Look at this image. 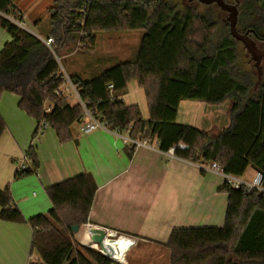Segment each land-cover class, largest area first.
Returning a JSON list of instances; mask_svg holds the SVG:
<instances>
[{
    "label": "trees",
    "instance_id": "16d2710c",
    "mask_svg": "<svg viewBox=\"0 0 264 264\" xmlns=\"http://www.w3.org/2000/svg\"><path fill=\"white\" fill-rule=\"evenodd\" d=\"M225 1L238 2L239 32H249L258 45H264V0ZM83 3L55 0L52 4L51 29L45 39H54L52 49L58 58L73 40L82 51L91 52L99 33L144 32L134 60L90 79L67 74L101 124L135 140H157L162 152L191 163L217 164L227 175L241 178L253 168L264 176V74L255 88L258 77L242 71L236 51L239 42L230 35L227 22L217 25L210 14L199 15L190 2L94 0L81 23ZM8 18L25 23L12 0H0V28L11 37L0 51V100L4 93L19 97V108L38 123L34 140H41L40 128L46 124L61 143L69 142L72 126L85 124L86 118L81 105L70 104L60 93L67 82L64 66L37 35ZM131 82L144 90L148 120L137 105H126L122 99ZM186 100L212 105L231 100L230 125L211 136L178 124L179 106ZM5 129L0 114V139ZM27 154L32 167L18 171L16 178L40 168L33 146ZM96 191L91 174L67 179L46 189L52 203L48 214L25 220L10 189L0 190V219L31 226V253L41 264H114L99 251L77 247L75 242L73 227L89 223ZM221 192L228 195L223 226L173 230L164 245L170 254L168 264H264V193L227 184Z\"/></svg>",
    "mask_w": 264,
    "mask_h": 264
},
{
    "label": "crops",
    "instance_id": "0c3cea01",
    "mask_svg": "<svg viewBox=\"0 0 264 264\" xmlns=\"http://www.w3.org/2000/svg\"><path fill=\"white\" fill-rule=\"evenodd\" d=\"M35 35L45 38L42 34ZM7 42L9 34L0 28V51ZM69 74L83 79L91 77L75 71ZM65 98L72 105L79 104L73 91ZM122 99L126 105H137L142 117L149 119L144 90L136 82L128 85ZM203 104L207 103L182 101L177 123L193 119L199 108L205 109ZM0 114L6 125L0 139V190L10 189L15 206L28 220L52 209L46 193L48 187L80 174H91L97 191L87 225L115 231L122 244L131 245L123 262L114 264H128L127 257L134 250L143 253L139 264H168L170 254L164 245L173 230L222 227L225 222L228 195L221 192L225 180L220 173L207 169L209 164L200 166L164 153L154 139H148L150 148L132 146L129 135L105 127L85 135L81 125L75 124L78 126L70 129L72 139L66 143H61L55 130L49 128L36 141L33 136L37 121L19 108V97L11 93L2 95ZM216 133L219 132L214 129L213 134ZM31 146L40 168L30 176L16 178ZM29 166L32 167L31 161ZM255 174L253 168H248L241 179L252 181ZM77 235L75 239L82 245L84 240ZM32 240L33 229L28 223L0 219V264H29ZM120 242H107L99 250L119 259L125 250Z\"/></svg>",
    "mask_w": 264,
    "mask_h": 264
},
{
    "label": "rangeland",
    "instance_id": "374dc122",
    "mask_svg": "<svg viewBox=\"0 0 264 264\" xmlns=\"http://www.w3.org/2000/svg\"><path fill=\"white\" fill-rule=\"evenodd\" d=\"M12 1L25 15L26 28L34 34H42V36L44 35V37H46L47 33L51 29V7L52 4H54L55 0ZM173 1L175 3L190 2L197 10L199 15H207L208 13L211 15L212 20H214L217 25L221 24L222 22L226 23L227 14L219 9L216 5L206 6L193 0ZM143 35V31L99 33L97 36L96 47L91 52L82 51L80 47H77L78 43L75 40L70 41V43H68V46L60 54L61 64H63L64 66H61L62 69L64 68L63 72L65 75H67L70 72L75 71L77 74L83 76L90 75V78H92L93 76H95V74H98L105 69H109L116 64L134 60ZM10 40L11 39L9 36V41ZM258 46L261 49L264 48V45L259 44ZM236 51L239 56V63L241 64L242 71L250 72L253 75L254 79H257V70L254 67V63L251 61V57L241 43L237 45ZM262 70L264 74V61L262 63ZM61 89L65 90L63 95H69L70 91H72L71 88L66 85L62 86ZM66 89H68L69 94ZM142 106L143 109L146 108V105ZM203 107L205 109L202 108L203 110L201 111V108H199V111L197 112V114H195L193 119L190 118L189 120H185V124L181 125L191 126L201 131H203V129H206L210 131L209 133L207 132L208 134L217 136V133V135L213 134L214 129L220 133L230 124L232 101L229 100L219 105L203 104ZM77 126L78 125H75V127ZM36 141H39V139H36ZM86 225L87 224L82 225L79 232L84 231ZM75 242L77 243L76 239ZM126 245L129 250H131V245L129 243ZM76 246L81 247L83 245L77 243ZM88 247L90 249H93L90 246ZM142 255V252L139 254V251L134 250V252L127 257L129 260L128 264H139L138 261L139 259H142Z\"/></svg>",
    "mask_w": 264,
    "mask_h": 264
},
{
    "label": "built area",
    "instance_id": "2783aa9c",
    "mask_svg": "<svg viewBox=\"0 0 264 264\" xmlns=\"http://www.w3.org/2000/svg\"><path fill=\"white\" fill-rule=\"evenodd\" d=\"M133 2H136V3H141L143 2V0H131ZM94 2V0H84V3H83V7H82V20H81V23L84 21V19L86 18L87 14H88V11L92 5V3ZM9 20H11L13 23H15L16 25H18L19 27H21L22 29H25V30H28L26 28V25L24 22H16L14 21L13 18H8ZM52 51L53 55H55L57 61L60 63L61 65V60L60 58H58L56 56V54L54 53L52 47L53 45L55 44V41L53 38H48V39H45V38H42V37H39ZM78 47H80V43L78 45ZM66 79H67V82H66V86H68L69 88H71V90L73 91V94L75 96V98L78 100L79 104L82 106L83 110H84V116L86 118V123L81 125V132L85 135H88V134H91L93 132H95L96 130H98L99 128H102V127H105L106 126L104 124H101L93 115V113L87 108V104L85 102H83L80 98V95L78 93V91L76 90L75 86L71 83V81L69 80L68 76L66 75ZM109 89L112 91L114 89V86L113 85H110L109 86ZM68 89H66L67 91ZM65 90H62L60 88V93H64ZM50 109H47V111H49ZM49 129L48 125L44 124L41 126L40 128V135L41 136H44L45 132ZM129 143L132 145V146H141V147H147V148H150V141L148 139H145V140H135V139H131L129 140ZM157 145H159L158 142H156ZM30 169V166H29V157L28 155H26L24 157V159H22V162H21V165L19 166V172L20 171H26V170H29ZM207 169H210L212 171H215L217 173H220L223 177H224V180H225V184L231 186L232 188L236 189V190H239L241 188H245L246 191L248 193H251V192H259V193H264V176L263 174L259 173V172H256L254 178L252 179V181H244L243 179L239 178V177H235V176H231V175H227L225 174L221 167L217 164H209L207 166ZM91 226L89 225H86L85 226V231H89L88 233V237L90 236V230H91ZM106 232V239H105V242L106 241H111V242H120V236H119V233L115 232V231H112V230H108V229H105L104 230ZM87 237V239H88ZM120 239V240H119ZM104 242V243H105ZM83 246H90L91 248L99 251L100 253H102L104 256L108 257L109 259H111L112 261H114L115 263H122L123 260L125 259V256L126 254L128 253L129 251V248L127 247V245L124 243L121 244L125 246V250L124 252L121 254L120 258L119 259H116V258H111L109 257L108 255H106L102 250H99L98 248H101L99 247V245L97 244H88L87 243V240H85L84 242H81ZM29 264H41L38 260V257L37 256H31L30 259H29Z\"/></svg>",
    "mask_w": 264,
    "mask_h": 264
},
{
    "label": "water",
    "instance_id": "95a60500",
    "mask_svg": "<svg viewBox=\"0 0 264 264\" xmlns=\"http://www.w3.org/2000/svg\"><path fill=\"white\" fill-rule=\"evenodd\" d=\"M200 4L206 6L216 5L219 9H221L224 13L227 14L226 22L229 26L230 35L237 42L241 43L249 56L251 57V61L254 63V67L257 70L258 83L255 88L260 84L262 79V63L264 61V48H259L257 42L253 37L250 36V33H241L238 30V18H239V10H238V2L235 4L227 3L225 0H196ZM80 227H73V232L78 234ZM90 236L87 239V243L97 244L99 247L104 246V242L106 239V232L104 229L92 227L90 230Z\"/></svg>",
    "mask_w": 264,
    "mask_h": 264
},
{
    "label": "bare ground",
    "instance_id": "6f19581e",
    "mask_svg": "<svg viewBox=\"0 0 264 264\" xmlns=\"http://www.w3.org/2000/svg\"><path fill=\"white\" fill-rule=\"evenodd\" d=\"M88 233H89V231H85V230H84V231L79 232L77 236H78L79 239L85 241V240H87V237H88L87 235H88ZM107 242L109 243L110 241H106L105 243H107ZM105 243H104V244H105ZM98 249H100V248H98Z\"/></svg>",
    "mask_w": 264,
    "mask_h": 264
},
{
    "label": "flooded vegetation",
    "instance_id": "af4514ba",
    "mask_svg": "<svg viewBox=\"0 0 264 264\" xmlns=\"http://www.w3.org/2000/svg\"><path fill=\"white\" fill-rule=\"evenodd\" d=\"M193 1H196V0H193ZM235 4V3H234Z\"/></svg>",
    "mask_w": 264,
    "mask_h": 264
}]
</instances>
